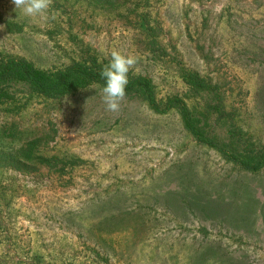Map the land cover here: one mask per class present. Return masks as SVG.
<instances>
[{"label":"rangeland","instance_id":"obj_1","mask_svg":"<svg viewBox=\"0 0 264 264\" xmlns=\"http://www.w3.org/2000/svg\"><path fill=\"white\" fill-rule=\"evenodd\" d=\"M137 19L158 20L163 58ZM81 44L133 56L128 79L152 76L162 107L179 96L230 150L264 152V0H50L38 16L0 0V62L49 75ZM76 87L0 83V264H264V166L198 142L178 107L131 93L113 112L100 84Z\"/></svg>","mask_w":264,"mask_h":264},{"label":"trees","instance_id":"obj_2","mask_svg":"<svg viewBox=\"0 0 264 264\" xmlns=\"http://www.w3.org/2000/svg\"><path fill=\"white\" fill-rule=\"evenodd\" d=\"M157 24L158 20L156 19H137L135 23V26L143 32L145 49L153 59L163 58L165 55V47L161 44L159 33L156 32ZM109 54V57H106L97 48L81 44L78 48L69 51L68 60L70 61L68 63L49 75H43L42 70L26 58L9 56L0 62V83L14 80L23 81L28 89L43 99L59 98L73 93L77 88V79L98 83L103 87L105 82L101 79L100 73L102 68L111 60V53ZM128 80L126 94L140 93L154 112L164 114L172 108L178 107L184 127L198 142L219 151L225 158L239 163L246 169L258 171L263 168L264 152L259 154L257 160H253L230 150L198 126L183 98L179 96L171 97L162 107L157 96L156 83L152 76L140 73ZM197 85L205 87L206 82L199 78ZM13 112H17V110ZM12 125L14 126L12 129L16 131L20 123L15 120ZM34 155L33 151H30L27 157L31 156L33 159ZM7 157L9 158L7 164L21 167L19 162L14 160L12 156L8 155ZM2 162L0 168L5 166L2 165ZM90 251L96 256H101V252L93 247H90Z\"/></svg>","mask_w":264,"mask_h":264},{"label":"clouds","instance_id":"obj_3","mask_svg":"<svg viewBox=\"0 0 264 264\" xmlns=\"http://www.w3.org/2000/svg\"><path fill=\"white\" fill-rule=\"evenodd\" d=\"M12 2L16 10L19 9L28 16L44 15L50 7V0H12ZM134 63L133 56L113 51L111 60L101 70L100 76L105 82L102 89L103 100L107 108L113 112L119 110L120 102L126 95L128 74Z\"/></svg>","mask_w":264,"mask_h":264}]
</instances>
